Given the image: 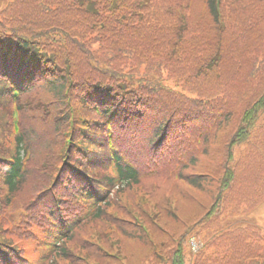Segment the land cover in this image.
<instances>
[{"label": "trees", "instance_id": "16d2710c", "mask_svg": "<svg viewBox=\"0 0 264 264\" xmlns=\"http://www.w3.org/2000/svg\"><path fill=\"white\" fill-rule=\"evenodd\" d=\"M5 87L19 89L20 112L10 152L9 103L0 97V151L12 159L0 171L9 193L30 177L38 181L28 195L45 192L50 200L54 183L49 185L47 175L56 167L70 172L63 158L72 163L79 153L75 146L86 139L79 127L97 118L94 104L99 115L115 109L117 116L129 118L139 110L143 128L155 123L150 142L172 124L180 126L182 139L201 135L203 147L193 153L189 170L178 174L195 192L176 184L139 194L146 212L170 201L174 206L185 196V214L178 217L174 209L168 217L174 228L162 222L149 226V237L143 229L151 219L146 214L143 224H118L117 238L111 227L117 211L100 207L86 227L90 235L81 242L74 232L56 248L66 264H83L73 246L83 251L99 245L106 263L94 262L116 264L105 253L123 254V238L135 229L152 250L155 233L169 238L186 221L220 218L228 213L222 204L233 181L245 180L247 195L232 197V213L250 211L264 196V0H7L0 10V90ZM68 134L74 146L61 150ZM41 143L36 160L34 148ZM28 148L31 156L22 170ZM120 174L124 186L135 181L131 167ZM0 196H5L1 185ZM256 228L243 229L241 236L248 239L243 245L230 243L232 258L226 264H264V233ZM182 237L173 235L168 248ZM0 245L6 248L2 238ZM152 252L162 264H185L180 247L168 260Z\"/></svg>", "mask_w": 264, "mask_h": 264}, {"label": "rangeland", "instance_id": "374dc122", "mask_svg": "<svg viewBox=\"0 0 264 264\" xmlns=\"http://www.w3.org/2000/svg\"><path fill=\"white\" fill-rule=\"evenodd\" d=\"M6 3L5 0H0V8H3L4 4ZM127 127L124 129V133L127 138V142H129V135L133 134L131 133V130H134L136 127L131 126ZM81 126L79 127L80 130ZM89 135V134H88ZM99 135H91V140L95 143V145L92 147L93 149H96L97 151L95 153L90 152L88 154L91 163L95 162L96 160L99 159V157H102V154L104 152L103 149H97L101 145V140L99 138ZM135 137V136H134ZM135 142H136V150L139 147V140L135 137ZM43 144H38L34 148V157L36 160H38L41 151H42ZM126 154L129 156V149L126 148ZM138 163L139 160L137 159ZM143 166L145 170L147 171V175L149 176H160L164 173V168L161 167L160 165H153L150 164L147 165L145 162L143 163ZM91 174H93L96 177H104L106 176V169L104 165H98L94 167V170L90 171ZM54 174H48L47 178L49 179V185L51 184L52 181H54V189H51L49 187L48 192L53 198V203L54 205L56 204H61V206L66 207V210H70L71 214H67L70 216H74L76 214L79 215L81 214L87 207L86 204L81 202L80 200H76L78 193L73 187L72 183H66L65 181H62V184H66L65 187H62V184L60 182V179H54ZM145 177L143 178V182L150 184L152 183L155 179L152 177ZM27 180L30 182H25L23 185H21L18 188V191L14 194V200L13 204L10 207L4 208L1 213H0V227L2 229H5L4 232L7 234V236L11 239L13 243L19 248V252L25 256L30 262L34 263L36 262L41 254V248L39 245L35 242V240L32 238V236L24 231L25 230H33L34 226L36 225L35 219H33L31 216L32 214H35L36 212H39L41 210V204L45 198V192L41 193L36 197V193L33 195H28V193L35 188L36 181L31 182V178L28 177ZM244 185V184H243ZM246 187H243L242 189L234 188L233 190V196L238 195L239 193L244 196L247 195V190L245 189ZM231 193L226 199V206L228 210V214H230V210H233L232 205V198L230 197ZM176 196V195H175ZM185 196H180V200L178 203H176L174 206L172 205L171 201L168 203L165 207L161 208L160 210H155L153 207L152 209H148L147 212L145 211L146 214L155 216L160 218L161 220L157 223H163L166 227H173V221L168 218L170 215L174 212V209L178 213V217L183 214L188 210L187 208L189 207L188 204H185L184 200H187L184 198ZM25 198V199H24ZM243 196H241V199ZM24 199V204L20 205L18 202L20 200ZM66 199V200H65ZM3 198L0 197V201H2ZM116 203L118 206L123 208V211L132 210L130 214V219H134V222L137 224H143L141 220L143 219V216H140L144 214V208L140 210L139 206V211L134 209L137 205L139 204V187L134 186L128 187L126 189L121 190L117 195H116ZM236 204V202H233ZM144 207V206H143ZM196 207V206H195ZM129 208V209H128ZM172 208V209H168ZM255 208V207H254ZM136 211V213L134 212ZM159 211V212H158ZM63 212V211H62ZM140 214V215H139ZM242 213H235L234 218L236 220H239L240 216ZM134 215H136L134 217ZM172 217V216H171ZM173 218V217H172ZM241 220H244L246 223H255L259 226V231L264 232V203L260 205L257 209H255L253 212L248 214L246 217H243ZM166 221V222H165ZM40 222V221H39ZM194 221H186L185 224H182L177 230L174 232L175 234H171L169 238H165L163 233H155L154 236V242L156 244V249L152 248V250L155 252L156 250L161 254L162 252L166 253L169 248L168 245L170 241L172 240L173 235L178 237V234L183 235L182 239V244L184 246V249L186 251V257L187 261H189L190 256L192 253L189 251V242L188 239L189 237L194 234L197 239L201 236V232L198 230V228H194L190 235H185L184 236V231L187 227L191 225ZM215 221L213 220L212 223L211 221L207 222V225L213 224ZM84 223L82 222L80 224V231L82 230ZM145 226L149 227V222L144 223ZM237 225H240L239 222L236 221V224H233V226L229 229V235L232 237V241L236 244L243 245L245 242L248 241L247 238L242 237L241 233H236L235 229ZM159 226V225H158ZM242 228L243 226L240 225ZM158 228V227H157ZM129 235V234H128ZM139 231L135 229V234L129 235L130 237H125L124 238V243H127V246L123 247L120 246V249L123 253V258L124 260L128 259L131 261H135L136 264H162L159 262L156 258L153 257V252L151 248L148 245V241L144 239H140L138 237ZM202 236L207 238L208 236L211 237L213 242H220L221 244H212L204 247L202 250V253L192 259L188 264H226L231 258H232V250L230 247V243L227 239H223L217 234L210 233L209 230L202 231ZM7 237V238H8ZM8 238V240H9ZM123 243V244H124ZM122 244V245H123ZM117 254V252H116ZM158 258V257H157ZM161 258V257H160ZM100 262L106 263L104 255L99 257ZM116 264H121V262L116 261L115 259L113 260ZM109 264V263H108ZM125 264V261H124Z\"/></svg>", "mask_w": 264, "mask_h": 264}]
</instances>
